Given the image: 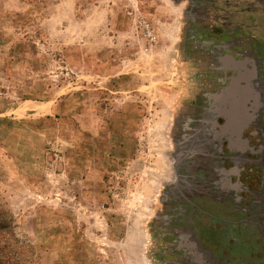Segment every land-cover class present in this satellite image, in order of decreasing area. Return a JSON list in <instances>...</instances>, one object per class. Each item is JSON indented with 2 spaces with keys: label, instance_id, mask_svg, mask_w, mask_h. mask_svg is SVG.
<instances>
[{
  "label": "rangeland",
  "instance_id": "1",
  "mask_svg": "<svg viewBox=\"0 0 264 264\" xmlns=\"http://www.w3.org/2000/svg\"><path fill=\"white\" fill-rule=\"evenodd\" d=\"M236 25L249 72L240 138L255 155L234 157L258 161L264 179V0H0V200L32 244L26 264H167L151 235L196 215L187 201L202 181L181 190L178 157L194 150L180 142L202 111L213 118L209 44ZM241 167L225 178L232 189L206 197L248 222L242 238L226 242L221 219L201 229L200 263L264 264V184Z\"/></svg>",
  "mask_w": 264,
  "mask_h": 264
},
{
  "label": "flooded vegetation",
  "instance_id": "2",
  "mask_svg": "<svg viewBox=\"0 0 264 264\" xmlns=\"http://www.w3.org/2000/svg\"><path fill=\"white\" fill-rule=\"evenodd\" d=\"M171 1H177L179 3L182 0ZM186 1L189 4H192L194 0ZM228 30V34L232 36L230 41L221 40L220 37L223 36V30H221L217 33V40H213V44H209L213 49L211 57L213 63L211 71L213 74H211L210 77H206V79L217 86L219 85L218 91L214 89L210 92L214 95V101L209 105L206 115L210 116V114H212L213 118L207 119V117L203 115L205 112L202 111V114L200 115L201 117L195 121L194 129L187 134H183L180 142V145L183 141L185 142L184 144L186 145V148L194 150L192 156L185 155V157L181 158L180 155L178 157L179 162L175 178L184 184L183 187H180L181 190H186L187 183L185 181L189 179L202 181L199 184L196 183V186L200 189L193 195L194 200L190 199L187 201L189 205L196 209V215H193L192 219L187 221L174 219L171 224L172 228H170L174 231L163 234L160 233L159 235H157V233L151 235V238H154L156 242L161 241L164 246H156L157 243H154L153 246L151 244L152 248L154 249L155 247L159 253L151 254L152 252L150 251V255H152L153 258L156 257L162 259L167 264H181V261L184 262L183 264H207L200 263L196 260V255L198 253L195 249L197 244L195 245L194 242L197 240L199 244L205 245L206 243L201 239L202 233L204 234V231H201V229H208L210 224L215 225L219 219L221 220L216 224H219L220 227L225 228L224 225H228V228H226L228 230L225 235L226 242L231 244L233 241L238 240V237H240V239L242 238L241 231L243 230V226L238 225H245L248 222L245 220H229L228 217L233 218L234 212H228L229 214L225 213L216 203L206 197L211 195L213 190L220 188V186H226L228 189H232L230 187L231 184L229 185L230 182L225 184V178L230 174H237L238 171L236 169L239 164H241L242 169L244 166L253 164L257 171L260 170L259 173L261 175L257 176V174H255L261 183L260 187L262 188V184H264L262 176L263 168L258 161L252 162V160L250 161V159L247 158L238 161L234 157L236 153L244 154L245 152H250L255 155V152L249 149L248 139L241 140L242 138H240L245 130H248L249 126L246 120L248 108H246L247 105L243 102L244 95L248 94L246 87L248 84L247 76L249 73L246 70L248 66L242 62L244 60V46L242 44L244 40L241 37L238 38L236 35L237 32H240L241 30L239 26L236 25L234 28ZM211 31H214L213 27ZM204 36L205 40L207 39L211 41L208 39L209 35ZM217 93H219L220 96H216ZM218 97L220 101H217ZM238 99L242 100L237 101ZM248 102L247 98L246 104H248ZM249 134L253 136L257 135V133H254L253 131L249 132ZM176 145L177 144L174 142V146ZM211 153L219 155L218 159H214ZM226 164H230L232 168L235 169L225 171L216 168L217 166L224 168ZM248 170L252 171V169ZM223 180L224 185H220V182ZM235 187L236 188L234 189L236 191L248 192L247 188L240 187V184L235 185ZM251 205L253 206L254 204ZM245 210L246 209L244 208L241 209L243 212ZM229 226L231 227L232 234L229 232ZM232 228H234V230ZM182 229L188 233L187 239L193 242V246H188L185 244V239L178 236L177 231ZM244 231H248V227H245ZM206 233V240L209 241V243H212V245L215 246V249L218 244L224 242L223 240H219L216 235H211L210 232ZM244 236L247 237L248 235ZM209 254L211 255V253ZM223 255L224 257H227L226 254ZM211 259L213 260V258Z\"/></svg>",
  "mask_w": 264,
  "mask_h": 264
},
{
  "label": "trees",
  "instance_id": "3",
  "mask_svg": "<svg viewBox=\"0 0 264 264\" xmlns=\"http://www.w3.org/2000/svg\"><path fill=\"white\" fill-rule=\"evenodd\" d=\"M32 248L18 234L13 214L0 200V264H26Z\"/></svg>",
  "mask_w": 264,
  "mask_h": 264
},
{
  "label": "built area",
  "instance_id": "4",
  "mask_svg": "<svg viewBox=\"0 0 264 264\" xmlns=\"http://www.w3.org/2000/svg\"><path fill=\"white\" fill-rule=\"evenodd\" d=\"M142 36L150 44L156 41V36L152 28L148 24H144L142 27Z\"/></svg>",
  "mask_w": 264,
  "mask_h": 264
},
{
  "label": "water",
  "instance_id": "5",
  "mask_svg": "<svg viewBox=\"0 0 264 264\" xmlns=\"http://www.w3.org/2000/svg\"><path fill=\"white\" fill-rule=\"evenodd\" d=\"M253 67H254V69H255V71L253 72V73H250V75H249V79H252L254 76H255V74L257 73V68H256V64L255 65H253ZM255 73V74H254Z\"/></svg>",
  "mask_w": 264,
  "mask_h": 264
}]
</instances>
